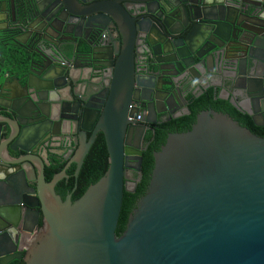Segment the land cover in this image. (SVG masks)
<instances>
[{"label": "water", "instance_id": "obj_1", "mask_svg": "<svg viewBox=\"0 0 264 264\" xmlns=\"http://www.w3.org/2000/svg\"><path fill=\"white\" fill-rule=\"evenodd\" d=\"M34 1L17 28L21 40L40 43L39 59L0 83V264H264V137L211 111L166 136L145 194L115 235L123 193L136 189L129 173L141 172L145 126L126 120L138 104L153 124L158 105H178L220 67L247 77V98L258 103L253 125L264 116V0ZM34 17L45 19L44 29L28 24ZM81 31L85 48L76 42ZM121 31L117 42L112 35ZM228 50L245 60L243 72ZM163 86L170 91L159 99ZM98 132L108 168L78 200L61 199L55 186L65 169L46 182L43 154L64 151L70 140L76 150L65 168L74 163L77 179Z\"/></svg>", "mask_w": 264, "mask_h": 264}, {"label": "flooded vegetation", "instance_id": "obj_2", "mask_svg": "<svg viewBox=\"0 0 264 264\" xmlns=\"http://www.w3.org/2000/svg\"><path fill=\"white\" fill-rule=\"evenodd\" d=\"M106 1H112V0H103L104 3H106ZM34 2H35L34 0H0V20L5 19L7 16V24H5L3 21H0V48L16 49V51L25 55L28 63L30 60L37 61L39 59L38 54L40 51H38L37 47L39 46L40 43L36 42L35 44H32V42H30V39L28 40V38H22V40H21V38L19 37V34H18L17 21L21 20L22 17L24 16V14L25 15L29 14V12L31 11V7L33 6ZM24 3H26V6L24 5ZM140 3H143V2H140ZM140 3H138V4H140ZM75 4H76L75 5L76 9H78V10L82 9V7H83L82 5H80L79 3H75ZM77 4H79V5H77ZM126 6L128 8V10H126V11L131 17H132V15H134L135 17H137L139 15V14H137L134 11L129 9L130 4H126ZM150 9L155 10L153 5H150ZM1 11H5V13L3 14V13H1ZM51 12H57L59 17L60 16H62L64 18L67 17V19L70 18V16L67 15V13L63 10V8L56 10V7H55L54 9L51 10ZM140 13H141V10H140ZM144 18H145V16H144ZM147 18L149 19L148 16H147ZM241 18L245 19L243 16H241ZM37 21L38 20H36V18L34 17V18H31L29 20L28 24L31 27H33L34 29H44L45 28L44 27L45 19L42 18V19H40L39 22H37ZM5 28H7V29H5ZM34 34H35V31H32V35H34ZM79 36L81 38L76 39V42L79 43L80 48H85L84 41L86 40L85 38L87 37V33L81 31V33H79ZM112 36H114V37L116 36L117 42H120L122 40V38H124V34L122 31H121L120 35L119 34L117 35L114 32ZM107 37H108L107 32H101V33H98L97 40L98 41H104L107 39ZM40 41H42V40L40 39ZM233 57L234 58L236 57L235 53H233L231 50H228L226 53L227 60H231V59H233ZM235 60L237 62H239L240 71L243 72L242 70H243V67L245 64V60L243 58H240V57L237 59L235 58ZM28 63H27V66H28ZM148 63H149V61L147 60V62H145V65H147ZM142 64H143V62H141V63L138 62L134 66H135V68H137V66H140ZM78 65H80V64H78V62H74V66L78 67ZM156 68H160V70H161L160 73H163V74H166L167 72H169L167 70H164V68H165L164 65H155L153 67V71H155ZM26 71H27V69L24 72H20V73L17 72V74L22 75ZM217 71H218V73H221V74H217V75L213 74V76H211L207 81L201 80V81L197 82L188 91H186L184 94H182V100L181 99L178 100V105H175V103L171 99L167 100V107H163L161 105H158L159 113L155 115V123H153V124H145L144 123L145 111H143L142 108L140 109V107H141L140 104H138L136 106V108H138V114L140 116L139 121L138 122L129 121V124L134 128L141 127L142 125L145 126V131H144L142 138H141L139 145H138L139 151L141 152V156H142V151L155 139L156 134L159 132V130H162L161 129L162 125H164V124H166L172 120H175L177 118H180V117H183V116H186L189 114V107H190L189 97H191V99L198 98V97L202 96L204 93H206L207 90H210V92L212 94L211 99L214 102L219 101V102L226 103L228 105V107L226 109L225 108L215 109V108H212L210 106H207V107H205V109L200 110L198 113H196V115H198L200 112H203V111H211L213 113L232 118L240 127L244 128L246 130H247V117H248L249 121L251 123V126L255 130H260V132L262 130H264V116L262 118L254 117L253 122H255L257 124V126L253 125L251 118H250V116L256 115V114H253L252 112H253V109H257L258 103H256V102L250 103V100L247 98V92L245 90L247 88V77L244 78L243 76H237L236 73H234L231 70H224V71L220 70V67H218ZM77 74H78V68H74L73 69V78H76ZM15 75H16V73L13 75H4L3 77H0V79L1 78L5 79V80L7 79L6 82H10L11 79L15 78ZM226 75L230 76L231 78H227ZM93 81L96 82L95 77L93 78ZM94 87L95 86L92 87V90L96 91V89ZM82 89H83L82 83H79L75 87V90H77V91L78 90L81 91ZM162 90H163V92L159 94V99H164L165 98L164 92L167 90L170 91L169 87H167V86H163ZM261 104H263V108H264V103H261ZM68 105L69 106L67 109H68L69 113L66 115L72 116V111L76 110L77 105L75 104V101H72ZM130 107L131 106L129 105L128 108H130ZM229 110L232 111L233 113H230ZM0 113L2 115H6L1 110H0ZM196 115H195V117H196ZM194 120H195V118H194ZM99 134L102 136V134L100 132H98V133H96L95 138ZM167 134H169V133H167ZM88 136H89V134H87V137ZM67 146H68V148L65 149L64 151L51 153V154L47 153L46 156H44V154H43L42 159H44V161L47 162V164L44 166V170H45V167H47L49 165V163L53 162V160H55L56 163H58V164L65 163V166L63 168V170L65 169V173L70 168L71 165H75L74 163H70L69 166L67 168H65L66 165L69 163V160L71 159L73 153L76 150V147H73L70 140L67 142ZM10 155L12 156L13 159H16L18 157H21L23 154H20V153L12 154V153H10ZM141 165H142V163H141ZM36 167L39 170V164H37ZM75 168H76V166H75ZM129 174H130L131 178L133 179V182L137 183L140 174H136L133 172H131ZM66 179H68V177ZM75 180H77V179H75ZM71 196H72V193H71ZM41 219L42 218H40L39 229L42 227ZM25 241H29V238H27ZM21 253L23 256V251H21ZM19 260H21V259H19ZM11 261H13V260H11Z\"/></svg>", "mask_w": 264, "mask_h": 264}, {"label": "trees", "instance_id": "obj_3", "mask_svg": "<svg viewBox=\"0 0 264 264\" xmlns=\"http://www.w3.org/2000/svg\"><path fill=\"white\" fill-rule=\"evenodd\" d=\"M0 54V77H3L4 75H13L15 73L17 74V72H24L27 69L28 62L25 55L16 51V49L0 48ZM211 97L212 94L210 90H207L206 93L198 98L191 99V97H189V114L162 125V130H159L155 139L142 151L141 172L136 184L135 193H123L121 211L115 231L116 237L122 236L125 231L128 217L135 209L136 203L145 194L154 166V158L152 155L164 144L166 136L168 135L167 133H183L188 130L194 123L196 113L205 109L207 106L215 109H226L228 107L226 103L219 101L214 102ZM229 112L233 113L230 110ZM247 130L257 137H264V130L261 132L260 130H255L251 126L248 117ZM84 158L77 180L74 178L75 165H71L66 171L68 179L60 180L55 186L61 199H65L67 194L72 193L71 200L73 202L78 200L87 188L108 168V157L103 138L100 134L94 139ZM64 166L65 163L58 164L55 160H53L52 163H49L44 170L45 181H51L56 174L63 170ZM8 264H23V262L21 260H13Z\"/></svg>", "mask_w": 264, "mask_h": 264}, {"label": "built area", "instance_id": "obj_4", "mask_svg": "<svg viewBox=\"0 0 264 264\" xmlns=\"http://www.w3.org/2000/svg\"><path fill=\"white\" fill-rule=\"evenodd\" d=\"M139 114L138 115H135V116H131V117H126V120L129 122V121H132V122H138L139 121Z\"/></svg>", "mask_w": 264, "mask_h": 264}, {"label": "crops", "instance_id": "obj_5", "mask_svg": "<svg viewBox=\"0 0 264 264\" xmlns=\"http://www.w3.org/2000/svg\"><path fill=\"white\" fill-rule=\"evenodd\" d=\"M4 81L6 82V81H7V79H6V80H5V79H3V78H1V79H0V83H2V82H4Z\"/></svg>", "mask_w": 264, "mask_h": 264}]
</instances>
